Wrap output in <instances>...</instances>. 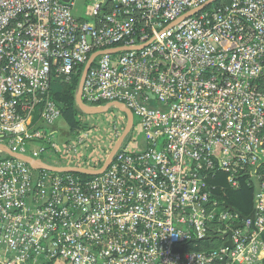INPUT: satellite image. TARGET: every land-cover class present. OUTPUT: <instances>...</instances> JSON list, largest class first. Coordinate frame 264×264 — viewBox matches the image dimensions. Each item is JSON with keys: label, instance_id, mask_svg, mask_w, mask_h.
Listing matches in <instances>:
<instances>
[{"label": "built area", "instance_id": "built-area-1", "mask_svg": "<svg viewBox=\"0 0 264 264\" xmlns=\"http://www.w3.org/2000/svg\"><path fill=\"white\" fill-rule=\"evenodd\" d=\"M76 1L0 0V144L37 165L0 152V264H264V0ZM97 54L84 104L137 123L84 181L47 167L100 170L127 116L59 144L51 90Z\"/></svg>", "mask_w": 264, "mask_h": 264}, {"label": "trees", "instance_id": "trees-1", "mask_svg": "<svg viewBox=\"0 0 264 264\" xmlns=\"http://www.w3.org/2000/svg\"><path fill=\"white\" fill-rule=\"evenodd\" d=\"M80 76L79 73L74 75L70 83L56 82L53 84L51 90L52 99H54L61 108L62 120L74 133H78L79 130L82 129L81 117L84 116L76 103V93L79 87ZM79 176L84 181H87L90 178L85 175ZM223 185L225 188L223 192L226 194L227 201L241 210L244 214H249L253 207V189L244 184L238 191H233L225 185V182Z\"/></svg>", "mask_w": 264, "mask_h": 264}, {"label": "water", "instance_id": "water-1", "mask_svg": "<svg viewBox=\"0 0 264 264\" xmlns=\"http://www.w3.org/2000/svg\"><path fill=\"white\" fill-rule=\"evenodd\" d=\"M63 1L65 3L70 2V0H63ZM209 5H211V3H209L207 6H209ZM202 9H204V7L199 9L198 11H201ZM194 13H196V12H194ZM189 16L190 15L182 17L181 19H179L177 21V23L184 21ZM97 57H98V54L92 56L91 59L89 60V62L87 63V65L85 66L83 72H82V78H81V81L79 84V92H78V95L76 96L77 105H78L80 111L86 115H100V114H104V113L108 112L112 108H116L127 116V119H128L127 126H126L124 132L122 133L121 137L119 138V140L116 142V144H115L114 148L112 149L109 157L107 158L105 164L103 165V167L100 170H89V169H81V168H52V167H47V169L49 171L58 172V173H75L78 175H85L88 177L99 176V175L104 174L105 171L111 165L115 155L118 153V151L122 147L124 141L131 134V132L134 128V125H135L134 115L124 104H116L115 103V104H110V105L101 107L99 109L90 108L84 104L83 99H82L84 82H85L86 76H87L90 68L92 67V65H93V63ZM0 152L7 155V156L14 157L17 159H21V160L25 161L26 163L31 164L34 167L37 166L36 163L31 158L26 157L24 155H21L19 153H15L11 149H8L7 147H5L4 145H1V144H0Z\"/></svg>", "mask_w": 264, "mask_h": 264}, {"label": "rangeland", "instance_id": "rangeland-1", "mask_svg": "<svg viewBox=\"0 0 264 264\" xmlns=\"http://www.w3.org/2000/svg\"><path fill=\"white\" fill-rule=\"evenodd\" d=\"M91 3H88L87 4V1L86 0H77L76 3H75V6L73 8V13L76 17H80L82 18L84 21H90L89 17H90V5ZM81 78H82V75L80 76V79H79V84H80V81H81ZM78 92H79V87H78V90H77V93H76V96L78 95ZM77 103V102H76ZM78 106V105H77ZM79 108V107H78ZM80 110V109H79ZM88 118H91V117H88ZM64 124H63V123ZM135 123H137V119L135 121ZM65 122L62 120L58 125H57V128L59 129V132L60 134H56L55 136V140L58 141V138H59V135L60 137L62 135H64L65 133H67L68 129L67 127L65 126ZM97 126L99 128H102V126L100 124H97ZM82 127V126H81ZM48 131V129H46ZM101 131V129H99ZM100 131H95L97 134H100ZM78 132V131H77ZM81 132H83V127L81 130H79L78 133H76V135L80 134ZM139 145H143L144 144V140H143V136H141L139 139ZM59 143V142H58ZM60 144V143H59ZM2 157V155L0 156ZM104 163V162H103ZM226 185V184H225ZM228 187V186H227ZM229 188V187H228ZM224 186H223V191H224Z\"/></svg>", "mask_w": 264, "mask_h": 264}, {"label": "crops", "instance_id": "crops-1", "mask_svg": "<svg viewBox=\"0 0 264 264\" xmlns=\"http://www.w3.org/2000/svg\"><path fill=\"white\" fill-rule=\"evenodd\" d=\"M63 123V122H62ZM59 124V123H58ZM64 124V123H63ZM66 124V123H65ZM66 127H67V129H68V131H67V133H65L64 135H62L61 137H60V135H59V138H58V142L59 143H67V142H74L75 141V139L77 138V136L79 135H76V133H74L70 128H69V126L66 124L65 125ZM54 131H55V136H56V134H60V132H59V129L57 128V125L54 127Z\"/></svg>", "mask_w": 264, "mask_h": 264}]
</instances>
